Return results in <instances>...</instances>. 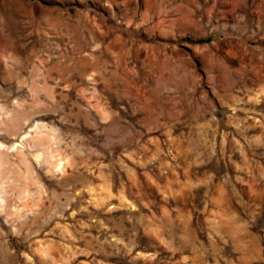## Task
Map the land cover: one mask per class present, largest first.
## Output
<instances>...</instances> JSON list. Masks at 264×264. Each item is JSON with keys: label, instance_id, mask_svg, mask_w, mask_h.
Masks as SVG:
<instances>
[{"label": "rangeland", "instance_id": "1", "mask_svg": "<svg viewBox=\"0 0 264 264\" xmlns=\"http://www.w3.org/2000/svg\"><path fill=\"white\" fill-rule=\"evenodd\" d=\"M0 264H264V0H0Z\"/></svg>", "mask_w": 264, "mask_h": 264}]
</instances>
